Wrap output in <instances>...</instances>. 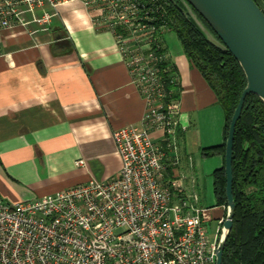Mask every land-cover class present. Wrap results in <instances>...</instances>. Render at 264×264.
Returning a JSON list of instances; mask_svg holds the SVG:
<instances>
[{
  "label": "built area",
  "instance_id": "built-area-1",
  "mask_svg": "<svg viewBox=\"0 0 264 264\" xmlns=\"http://www.w3.org/2000/svg\"><path fill=\"white\" fill-rule=\"evenodd\" d=\"M73 2L114 36L145 113L140 126L113 132L121 161L115 176L32 202L0 198V264H216L226 218L214 220L213 209L202 206L197 193L184 192L175 177L180 109L168 89L176 79L164 44L167 3L0 0V34L32 24L46 31L53 15L43 10Z\"/></svg>",
  "mask_w": 264,
  "mask_h": 264
},
{
  "label": "crops",
  "instance_id": "crops-1",
  "mask_svg": "<svg viewBox=\"0 0 264 264\" xmlns=\"http://www.w3.org/2000/svg\"><path fill=\"white\" fill-rule=\"evenodd\" d=\"M43 11L53 15L46 31L32 24L0 34V198L10 204L115 176L121 161L113 132L140 126L145 113L114 36L96 28L79 3ZM164 44L179 96L175 177L184 192L196 193L197 164L213 194L212 174L224 162L216 157L195 163V155L223 144L224 112L181 47ZM78 161L84 165L76 166ZM210 206L214 220L223 217L214 198Z\"/></svg>",
  "mask_w": 264,
  "mask_h": 264
},
{
  "label": "trees",
  "instance_id": "trees-1",
  "mask_svg": "<svg viewBox=\"0 0 264 264\" xmlns=\"http://www.w3.org/2000/svg\"><path fill=\"white\" fill-rule=\"evenodd\" d=\"M161 1L167 3L169 32L175 34L182 52L202 75L224 112L223 144L201 150L200 156L222 158V168L212 174L213 194L216 206L226 208L225 143L231 119L246 88V77L228 51L211 45L181 13L174 4L177 0ZM254 1L264 12L263 0ZM168 65L170 76L176 79L174 66L169 61ZM177 88L176 81L168 86L173 92L172 99L179 97ZM232 171L235 210L222 264H264V103L255 95L246 97L235 127Z\"/></svg>",
  "mask_w": 264,
  "mask_h": 264
},
{
  "label": "water",
  "instance_id": "water-1",
  "mask_svg": "<svg viewBox=\"0 0 264 264\" xmlns=\"http://www.w3.org/2000/svg\"><path fill=\"white\" fill-rule=\"evenodd\" d=\"M174 4L211 45L228 51L235 58L247 82L231 119L225 143L226 219L216 255V264H222L235 210L232 194L235 127L247 96L255 95L264 103V12L254 0H177Z\"/></svg>",
  "mask_w": 264,
  "mask_h": 264
},
{
  "label": "rangeland",
  "instance_id": "rangeland-1",
  "mask_svg": "<svg viewBox=\"0 0 264 264\" xmlns=\"http://www.w3.org/2000/svg\"><path fill=\"white\" fill-rule=\"evenodd\" d=\"M164 39L165 41L167 42V45L171 48V49H179L181 46H180V43L179 41L177 40L176 36L174 33L172 32H169L167 33L165 36H164ZM198 160H202V157L199 156V155H195V163L198 162ZM195 171L197 172L198 175H200V179H199V182H200V186L199 188L195 187V191L196 193L198 194L199 198H200V204L204 207H211L210 204L212 203L213 201V198L215 199V197H213V194H212V185H211V188L209 189V185H208V180L209 178H206L208 175L204 174L202 172V170L200 169V166L196 164L195 166ZM205 172V171H204ZM207 173V172H205ZM225 212H226V208L224 207V213H223V218L225 219ZM211 226V227H210ZM214 227L215 225L214 224H210L209 225V233H213L214 232Z\"/></svg>",
  "mask_w": 264,
  "mask_h": 264
}]
</instances>
